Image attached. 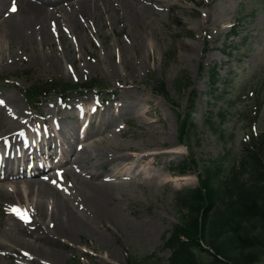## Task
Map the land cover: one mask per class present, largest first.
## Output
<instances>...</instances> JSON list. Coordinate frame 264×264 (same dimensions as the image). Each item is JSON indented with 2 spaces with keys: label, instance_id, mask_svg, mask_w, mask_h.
Listing matches in <instances>:
<instances>
[{
  "label": "rangeland",
  "instance_id": "rangeland-1",
  "mask_svg": "<svg viewBox=\"0 0 264 264\" xmlns=\"http://www.w3.org/2000/svg\"><path fill=\"white\" fill-rule=\"evenodd\" d=\"M17 1L16 15L30 0L23 4ZM114 1L117 15L110 10L102 18L80 13V3L72 5L71 0H63V8L48 18L50 41L39 35L34 36V43L0 37V44L6 45L0 49L1 101L7 100L17 116L31 118V126L46 120L62 126L59 138L72 151L79 146L74 137L81 132L72 104L91 107L97 98L95 92L72 90L65 107L60 95L52 94L35 111L29 106L25 89L53 79L75 84L95 77L108 86L100 95L105 101L97 103L101 122L87 128L91 137L82 142L89 150L88 158L75 160L71 171L60 176L64 181L57 187L73 191L77 183L74 172L94 180L93 173L104 179L117 171L121 176L109 181L122 184L115 186L113 196L104 201L107 215L93 223L92 232L81 229L74 235H50L52 242L42 248L53 250L58 260L43 250L34 260L25 257L21 248H27H13L0 232V248L7 253H0V264H129V260L168 264L172 250L166 241L180 221L176 192L196 187L199 170L204 173L205 168L218 165L220 175L229 173L251 138L255 144L264 133V0H133L143 16L139 23L129 21L120 3ZM13 2L0 3V16L9 13ZM53 7L49 5V9ZM7 26L2 25L0 31L8 30ZM123 46L129 49L122 54ZM172 47L177 55L165 59ZM201 64L205 66L202 72ZM215 65L219 76L213 84L209 68ZM182 74L190 76L198 91L194 128L187 138L189 147L179 140L180 107L167 102L155 88L157 81L164 80L174 102L184 106L187 91L179 93L174 87ZM11 94L19 98L18 105L10 99ZM9 118L0 105V136L22 126L17 122L8 129ZM103 120H108L107 124L112 120V124L104 125ZM101 150L114 157H106ZM191 152L196 164L188 163L187 173L180 174L177 170ZM134 153H148L149 158L139 161ZM117 155L127 159H116ZM153 176L156 179L151 180ZM6 187L14 194L16 186ZM28 200L35 204L41 196L28 192L15 202ZM44 202L50 212L52 199L47 197ZM0 205V226L4 221L13 223ZM45 224L54 229L50 216ZM22 226L32 229L35 225ZM203 245L208 247L205 242ZM30 250L36 252L33 247ZM212 260L213 255L206 253V261ZM259 264H264V255Z\"/></svg>",
  "mask_w": 264,
  "mask_h": 264
},
{
  "label": "trees",
  "instance_id": "trees-1",
  "mask_svg": "<svg viewBox=\"0 0 264 264\" xmlns=\"http://www.w3.org/2000/svg\"><path fill=\"white\" fill-rule=\"evenodd\" d=\"M185 78L179 77L175 82L179 91L184 87ZM87 85L94 86V83ZM56 87L57 82L43 88L34 87L30 95L37 100ZM66 89L62 86L60 90ZM157 89L167 101L173 102L163 81ZM193 116L194 91L189 104L178 114L183 143L194 127ZM190 162L196 164L192 157ZM178 171L187 172V165L184 163ZM221 172L218 165L214 169L205 168L204 174L199 173L197 187L176 193L181 216L166 241V246L172 249L168 264L260 263L264 255V134L258 144L246 149L238 166L234 165L223 176ZM206 253L213 255L211 262L206 261ZM129 264L142 263L130 260Z\"/></svg>",
  "mask_w": 264,
  "mask_h": 264
},
{
  "label": "bare ground",
  "instance_id": "bare-ground-1",
  "mask_svg": "<svg viewBox=\"0 0 264 264\" xmlns=\"http://www.w3.org/2000/svg\"><path fill=\"white\" fill-rule=\"evenodd\" d=\"M6 0H0V3H4ZM62 0H49V2H44L39 4L33 1L27 2L23 11L16 15V12L10 13L8 15L0 16V27L4 24H8V30L0 31V37L5 39L8 37L9 41L12 39H17V41L21 42H29L34 43L36 40L34 39L35 35H39L43 37V40L50 41L52 34L48 27V18L54 15V10H61L63 5L61 4ZM72 5L75 3H80V7H78V11L80 13H86L91 16L101 15L103 18V14L108 12L110 14V10L117 15V10L112 4V0H71ZM149 1V0H148ZM151 1V0H150ZM22 4L26 3V1L21 0ZM114 3L119 5L123 10H125V15L128 17L129 21L139 23L142 19V15L139 12L138 8L134 5L133 0H115ZM48 5H53L54 8L49 9ZM104 8V10H103ZM74 16V15H73ZM11 17V18H9ZM38 22V24L36 23ZM36 23V24H35ZM75 27L79 28V24L77 22H73ZM35 24V27H34ZM6 27V26H5ZM51 27V26H50ZM140 38V36H139ZM6 45L0 44V49L5 47ZM129 47L123 46L122 54L126 53ZM132 78V77H130ZM128 77H124V80H127ZM10 99L18 105L20 103L19 98L11 94ZM74 106H77L74 103ZM83 111V110H81ZM82 112H80V115ZM25 116L19 115L17 120L9 118L8 121V129L15 126L17 122L23 123ZM104 123V125H111L112 120ZM16 130V128H14ZM12 129V130H14ZM18 129V128H17ZM17 135H23L21 131H11L6 134H3V140L8 141L9 137H16ZM91 136L88 134L86 140H88ZM84 140V141H86ZM177 142V139H175ZM82 143V141H79ZM78 143V144H79ZM175 152L174 150H172ZM78 149H75L72 156L76 159V163L78 161H86L88 158L89 150L86 148L83 149L82 153H78ZM100 153L109 155L110 157H114L109 154L106 150H101ZM153 154V153H151ZM134 156L138 157L139 161H143L149 158V154H138L134 153ZM155 157V155L153 156ZM116 159L120 158L122 160H126V156L115 157ZM28 160L24 159L22 161L23 167H27L26 162ZM71 171V168H70ZM117 172V171H116ZM142 171L140 174H143ZM74 178L77 183L72 186L73 192L64 194L59 188L55 187L52 183L44 181L42 178H25L20 181H9L5 184H0V200L7 201L9 203H13L16 201V198H21L23 195L33 194L37 192L38 195L41 196V200L36 202V217L39 222L37 229H28L22 226L23 224L16 220L13 217V223L4 221L1 224V234L4 238L9 240L10 243L14 244L13 248L23 247L25 246L27 249L21 248L24 256H30L33 260L37 258L40 252L43 253V248L50 244L52 241L50 240V235L52 234H64L68 233L71 235L77 234L81 231V229H87L89 232L94 230L93 223L96 220H99L102 216H104L107 211L104 208V201L107 197H112L113 193L116 191L115 186H120L122 184H118L115 182H108L104 179H100L95 173H93L94 180H88L77 174L73 173ZM4 175L10 176L9 169H4ZM110 177L113 176H121L119 172L117 175L113 172L109 174ZM156 179L155 176L151 178V180ZM1 180V179H0ZM16 185V189L14 194L9 190L6 186ZM52 199L54 203L52 210L50 212L45 208V198ZM82 209V210H80ZM93 216L92 219H89L87 215ZM93 214V215H92ZM107 215V214H106ZM48 216L51 217V222H54V229L50 230V226L46 228V219ZM50 223V221H49ZM54 241V240H53ZM33 247L36 249V252L30 250ZM1 249V248H0ZM43 250V251H42ZM25 252V253H24ZM48 253L49 256H52L55 260H58L57 254L52 250L51 252L44 251ZM33 254V256L31 255Z\"/></svg>",
  "mask_w": 264,
  "mask_h": 264
},
{
  "label": "snow or ice",
  "instance_id": "snow-or-ice-1",
  "mask_svg": "<svg viewBox=\"0 0 264 264\" xmlns=\"http://www.w3.org/2000/svg\"><path fill=\"white\" fill-rule=\"evenodd\" d=\"M12 10L15 11L16 10V6H15V3L13 2V5H12ZM0 103H3V101H0ZM19 214V213H18ZM25 219H28V217H23Z\"/></svg>",
  "mask_w": 264,
  "mask_h": 264
}]
</instances>
